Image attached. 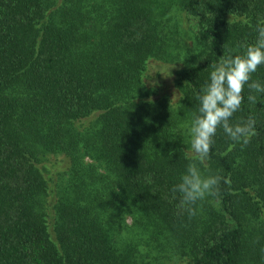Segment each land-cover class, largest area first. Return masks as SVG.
Here are the masks:
<instances>
[{
  "label": "trees",
  "instance_id": "obj_1",
  "mask_svg": "<svg viewBox=\"0 0 264 264\" xmlns=\"http://www.w3.org/2000/svg\"><path fill=\"white\" fill-rule=\"evenodd\" d=\"M169 4L193 31L177 62ZM261 23L264 0H0V264H264V94L232 117L246 146L214 137L218 203L189 218L170 191L210 66Z\"/></svg>",
  "mask_w": 264,
  "mask_h": 264
},
{
  "label": "clouds",
  "instance_id": "obj_2",
  "mask_svg": "<svg viewBox=\"0 0 264 264\" xmlns=\"http://www.w3.org/2000/svg\"><path fill=\"white\" fill-rule=\"evenodd\" d=\"M256 33L254 43L240 45L241 54H224L210 66L208 79L195 95L198 106L184 126L189 137L190 162L170 190L172 198L179 201L178 208L189 218L195 216L198 205L202 206L209 198L218 203L224 178L213 174L208 165L217 130H222L234 145L246 146L255 135L253 118L235 124L231 121L241 108L245 86L250 104L257 102L255 94H264V84L252 79L257 69L264 65V23L256 26ZM173 259L174 264H188L187 258L176 256Z\"/></svg>",
  "mask_w": 264,
  "mask_h": 264
},
{
  "label": "rangeland",
  "instance_id": "obj_3",
  "mask_svg": "<svg viewBox=\"0 0 264 264\" xmlns=\"http://www.w3.org/2000/svg\"><path fill=\"white\" fill-rule=\"evenodd\" d=\"M166 10L167 24H169V27L171 29V33L169 34V37H167V42L169 44L167 50L169 54H172L174 60L173 62H177L179 59L185 57L183 54L187 52L189 48H191L188 46L192 45L193 31L189 29L190 22L181 15L178 6H176L175 4H169V7ZM173 62L172 64H175ZM169 89H171V87L166 88V90ZM181 125L185 124L181 123ZM181 130L182 129L180 127L177 128V132H182ZM186 152L190 153V149L186 150ZM125 219L127 223H130V217L126 216ZM168 264H174V259L169 261Z\"/></svg>",
  "mask_w": 264,
  "mask_h": 264
}]
</instances>
